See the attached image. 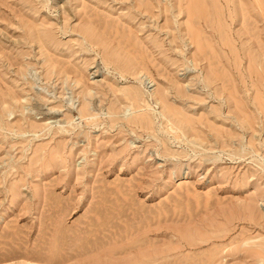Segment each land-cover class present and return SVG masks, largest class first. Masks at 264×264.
<instances>
[{
	"label": "rangeland",
	"instance_id": "374dc122",
	"mask_svg": "<svg viewBox=\"0 0 264 264\" xmlns=\"http://www.w3.org/2000/svg\"><path fill=\"white\" fill-rule=\"evenodd\" d=\"M0 264H264V0H0Z\"/></svg>",
	"mask_w": 264,
	"mask_h": 264
},
{
	"label": "bare ground",
	"instance_id": "6f19581e",
	"mask_svg": "<svg viewBox=\"0 0 264 264\" xmlns=\"http://www.w3.org/2000/svg\"><path fill=\"white\" fill-rule=\"evenodd\" d=\"M183 1V0H182ZM189 1V0H188ZM197 2V1H196ZM181 3V2H180ZM188 3V2H187ZM191 4V3H190ZM198 4H199V2H198ZM180 6H182L181 4H179ZM202 5V4H201ZM187 7H188V5H187ZM191 7V6H190ZM196 7V6H195ZM179 8V7H178ZM181 8V7H180ZM206 8V7H205ZM196 9V8H195ZM192 10V9H191ZM191 28V27H190ZM171 110V109H170ZM81 114V113H80Z\"/></svg>",
	"mask_w": 264,
	"mask_h": 264
}]
</instances>
